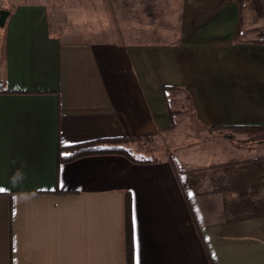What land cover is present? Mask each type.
Instances as JSON below:
<instances>
[{"label": "crops", "instance_id": "crops-1", "mask_svg": "<svg viewBox=\"0 0 264 264\" xmlns=\"http://www.w3.org/2000/svg\"><path fill=\"white\" fill-rule=\"evenodd\" d=\"M253 14L251 0L15 5L0 51V264H126L127 200L133 264H264V144L188 139L171 104L189 95L204 128L264 126ZM120 136L155 159L57 163L59 145Z\"/></svg>", "mask_w": 264, "mask_h": 264}, {"label": "trees", "instance_id": "trees-1", "mask_svg": "<svg viewBox=\"0 0 264 264\" xmlns=\"http://www.w3.org/2000/svg\"><path fill=\"white\" fill-rule=\"evenodd\" d=\"M192 104L194 105L192 99ZM211 129H221L224 127H210ZM233 129L264 130V126H237L229 127ZM138 140L137 137L120 136L114 138H101L81 142L69 146H58L57 163L66 162L78 157L94 154H118L129 158L132 161L142 162L155 159L153 155L134 156L130 144ZM132 221L129 201L125 210V244H126V264H133V243H132Z\"/></svg>", "mask_w": 264, "mask_h": 264}, {"label": "rangeland", "instance_id": "rangeland-1", "mask_svg": "<svg viewBox=\"0 0 264 264\" xmlns=\"http://www.w3.org/2000/svg\"><path fill=\"white\" fill-rule=\"evenodd\" d=\"M25 0H0V9H6L11 11L15 5L21 3ZM72 3H79L78 0H71ZM251 7L254 10L255 16H251V19L257 18V16L264 17V0H251ZM82 20V21H81ZM78 21L79 24H90L92 25L93 21L90 20H83L81 19ZM97 22V21H96ZM97 25V24H96ZM5 24L0 26V51H1V41L3 36ZM82 32V31H81ZM175 99L173 101L172 107L175 108L177 111V115L175 118L176 126L178 124L179 131H185L187 138L193 135V131H196V137H204L207 134H215V133H228L233 134L234 136H243L246 138L245 141H261V144H264V130H248V129H233L229 127H224L221 129H211L212 126L201 127L199 123H197L196 118L194 117V110L192 109V103L190 96L182 92H175ZM187 98V99H186ZM193 121V122H192ZM192 122V123H191ZM174 128V125L172 126ZM190 139V138H188ZM263 142V143H262ZM135 146L141 148L142 145H139L138 142L135 143Z\"/></svg>", "mask_w": 264, "mask_h": 264}, {"label": "clouds", "instance_id": "clouds-1", "mask_svg": "<svg viewBox=\"0 0 264 264\" xmlns=\"http://www.w3.org/2000/svg\"><path fill=\"white\" fill-rule=\"evenodd\" d=\"M25 173L23 172L22 168H17L15 172L12 174L10 177V184L12 185L13 188L19 187L23 181L25 180ZM20 197H27L29 194L27 193H20Z\"/></svg>", "mask_w": 264, "mask_h": 264}, {"label": "water", "instance_id": "water-1", "mask_svg": "<svg viewBox=\"0 0 264 264\" xmlns=\"http://www.w3.org/2000/svg\"><path fill=\"white\" fill-rule=\"evenodd\" d=\"M10 11L6 9H0V26L5 24L6 18L8 17Z\"/></svg>", "mask_w": 264, "mask_h": 264}, {"label": "snow or ice", "instance_id": "snow-or-ice-1", "mask_svg": "<svg viewBox=\"0 0 264 264\" xmlns=\"http://www.w3.org/2000/svg\"><path fill=\"white\" fill-rule=\"evenodd\" d=\"M0 191H4V189H0Z\"/></svg>", "mask_w": 264, "mask_h": 264}]
</instances>
